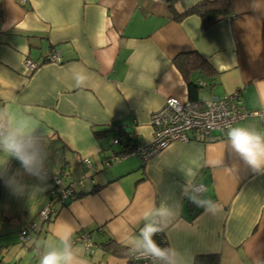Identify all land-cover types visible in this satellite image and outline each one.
Masks as SVG:
<instances>
[{"label":"crops","instance_id":"0c3cea01","mask_svg":"<svg viewBox=\"0 0 264 264\" xmlns=\"http://www.w3.org/2000/svg\"><path fill=\"white\" fill-rule=\"evenodd\" d=\"M198 1L171 0L177 12ZM230 2L229 15L205 26L197 14L172 18L170 0H0V135L22 133L37 157L29 171L0 149V264H41L49 252L70 254L69 264H127L153 219L170 264L205 253H218L219 264H264V169L232 147L230 128L103 164L121 146L151 139L150 114L166 97L189 99L178 53L195 50L214 69L210 77L189 73L198 99L239 89L248 108L264 110V0ZM53 50L59 62L40 60ZM25 57L39 66L28 70ZM232 127L264 136V115ZM120 128L134 137L118 144ZM37 166L64 173L76 193L65 204L53 199ZM196 183L199 193L190 189ZM32 223V237L20 241ZM81 233L92 252L73 240ZM110 239L118 252L103 248Z\"/></svg>","mask_w":264,"mask_h":264},{"label":"built area","instance_id":"2783aa9c","mask_svg":"<svg viewBox=\"0 0 264 264\" xmlns=\"http://www.w3.org/2000/svg\"><path fill=\"white\" fill-rule=\"evenodd\" d=\"M40 60L59 62L60 57L58 52L53 50ZM39 63L38 60H33L30 57L24 58V65L31 71L37 68ZM248 115H264V110L248 108L244 104L239 89L229 94L212 95L209 98L196 100L186 99L180 101L174 96H168L164 99L162 106L150 114L151 139L147 142L136 144L133 149L126 153L113 154L109 158L103 159V164L108 166L126 155H137L147 159L171 142L186 141L192 132L197 131L208 137L212 130H227L236 121L242 120ZM124 139V131L120 128L117 140ZM81 162L85 170L94 172V168L88 158L82 159ZM36 169L50 178L52 184L49 193L53 199L65 204L73 196L72 181L65 182L63 177L67 176L64 173L50 174L42 166H37ZM83 177L85 175L81 179ZM81 181L79 180V183ZM202 188V183L190 185V189L194 193H199ZM51 212L50 206H46L40 210L39 218L43 221L48 220ZM152 225L159 229L154 234L153 240L160 248L167 250V256L164 258L152 256L146 251L145 244H143L141 247L129 250L127 264H170L169 246L164 230L157 219H153ZM35 230V223L27 225L19 233V240H29ZM73 240L81 241L84 248L92 252L93 243L86 233L75 235Z\"/></svg>","mask_w":264,"mask_h":264},{"label":"clouds","instance_id":"9594fccd","mask_svg":"<svg viewBox=\"0 0 264 264\" xmlns=\"http://www.w3.org/2000/svg\"><path fill=\"white\" fill-rule=\"evenodd\" d=\"M228 138L232 147L243 157L254 170L264 169V136L244 127H232L228 131ZM0 149L17 159L21 165L31 171L37 157L29 151L22 133L10 131L7 135H0ZM159 229L147 225L141 235L146 251L157 258L167 256V250L160 248L152 239ZM71 255L68 253L49 252L41 259V264H69Z\"/></svg>","mask_w":264,"mask_h":264},{"label":"trees","instance_id":"16d2710c","mask_svg":"<svg viewBox=\"0 0 264 264\" xmlns=\"http://www.w3.org/2000/svg\"><path fill=\"white\" fill-rule=\"evenodd\" d=\"M232 11V6L230 0H200L195 3L193 6L186 9L184 12H177L174 8L171 0L169 5L170 16L175 19H181L184 15L188 14H197L201 17L203 24L205 26L210 25L217 19L225 17L229 15ZM174 64L178 68V70L182 73L184 78L186 79L187 89H188V97L191 100L198 99L197 91L201 87L199 84L194 83L191 79L188 78V75L192 71H198L204 76H211L214 74V69L208 60L203 57L199 52L195 50L186 51L178 53L173 58ZM124 131V137L126 141H130L132 137H134V132L131 129L122 128ZM93 133L96 137H100L103 134V131L93 130ZM118 135V133H117ZM116 135V139H117ZM123 140H118V144H122ZM134 146L130 147H122L116 152L117 154L123 152L126 153L133 149ZM112 154H110L107 158H109ZM106 158V159H107ZM92 174L86 175L85 177L91 178ZM95 190V189H94ZM93 190V191H94ZM75 194V189L72 192ZM190 204V200L187 201ZM153 226V225H152ZM154 234L152 236V239ZM103 248L105 250H112V252L116 253L122 245L116 243L113 239L103 244ZM193 264H219V254L218 253H205V254H197L193 258Z\"/></svg>","mask_w":264,"mask_h":264},{"label":"rangeland","instance_id":"374dc122","mask_svg":"<svg viewBox=\"0 0 264 264\" xmlns=\"http://www.w3.org/2000/svg\"><path fill=\"white\" fill-rule=\"evenodd\" d=\"M207 92H208V91H204V90H203V91L201 92V95H202V96H205V95H207Z\"/></svg>","mask_w":264,"mask_h":264}]
</instances>
